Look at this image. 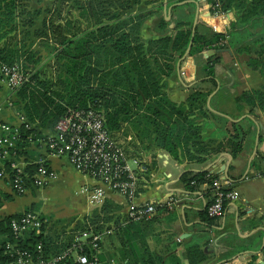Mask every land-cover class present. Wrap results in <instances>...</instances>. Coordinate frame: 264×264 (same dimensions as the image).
Here are the masks:
<instances>
[{
  "label": "crops",
  "instance_id": "1",
  "mask_svg": "<svg viewBox=\"0 0 264 264\" xmlns=\"http://www.w3.org/2000/svg\"><path fill=\"white\" fill-rule=\"evenodd\" d=\"M188 3L193 6L186 5ZM105 8L110 14H117L110 18L111 24L125 23L124 30L133 54L141 53L139 57L146 61L144 68L154 74L160 93L170 103H185L188 95L197 89L211 91L206 102L211 112L225 117L228 125L230 121L244 120L242 125L246 127L240 151L233 156L223 145L219 148L229 134L228 125H225L226 130L217 129L212 123L215 119L196 114L194 121L205 139L199 145L190 142L183 149L179 147V154L174 157L153 141L141 140L139 137L143 138L144 132H136L120 115L117 127L110 130L111 135L124 148L130 165L135 170L138 166L144 170L138 171L137 191L131 202L116 192H109L101 204H92L85 189L92 187L93 180L78 172L66 157L53 156L45 149L43 141L53 129L46 119L44 122L38 117L31 124L35 140L21 148L15 160L26 165L43 159L56 177L43 187L30 188L22 195L12 192L6 180H0V220L27 210L38 212L43 220L41 234L48 255L62 251L76 237L82 238L84 232L98 233L101 239L99 264H264V110L245 112L237 118L229 115H238L234 110V96L262 88L264 75L237 59L229 47L203 49L197 55L184 52L179 56L169 49L166 52L160 43L162 38L172 36L180 20L192 17V30L196 13L195 30L225 34L235 19L234 13L228 10L225 18L213 19L206 0H136L126 4L109 0ZM76 17L80 24H87L86 16L77 13ZM161 19L166 22L167 30L158 28ZM138 22L140 25H136ZM17 35L10 44L13 49H20L23 44L18 42L20 33ZM48 41V46L55 44L51 38ZM226 42L227 38L219 45ZM29 43L35 56L40 57L34 66L41 70L43 55L52 61L51 48L44 45L40 37L34 38L31 32L25 35V44ZM214 54L220 58L215 67V88L205 77H200L201 60L197 58L206 59ZM106 55L109 56L106 70L110 69L106 82L112 87L118 84L117 88H127L129 82L126 80H114L115 74L122 76L118 53L110 49ZM153 58L157 59L156 63ZM133 64L130 62L131 67ZM54 75L49 77L55 78ZM146 81L135 85L143 87ZM225 88L231 97L222 93ZM13 101H16L14 94L1 87L0 125H22L18 104ZM172 117L175 120V116ZM244 118L253 122L250 127V121ZM204 147L207 154L199 155ZM210 176L228 180L227 187L237 192V199L227 206L219 219L209 218L206 213L211 195L206 177ZM144 203L155 205L153 216L146 220H129L131 206ZM4 237L0 234V244Z\"/></svg>",
  "mask_w": 264,
  "mask_h": 264
},
{
  "label": "trees",
  "instance_id": "2",
  "mask_svg": "<svg viewBox=\"0 0 264 264\" xmlns=\"http://www.w3.org/2000/svg\"><path fill=\"white\" fill-rule=\"evenodd\" d=\"M108 1L60 0L61 8L63 7L66 11L65 15L49 16L41 23V29L48 28L46 32L44 30L39 33L43 44L48 46L49 38L55 41V44L48 46L51 48V62L56 66L55 78H50L46 77L42 70L35 68L34 65L40 61V57H36L35 51L30 49L31 43L25 44V35L31 32L27 29H32L37 19L43 15V6L28 7L26 4H21L19 0H0V42L5 41L3 45H0V77L1 66L14 64L29 76L28 81L18 88L8 89L14 94L16 101H13V104H18L17 110L30 124L39 117L38 120L43 118L44 122L46 119L52 129L68 108H93L101 111L109 131L117 127L118 118L122 115V119L127 121L132 129L136 132H144V137H139L141 140L153 141L157 147L165 149L174 157L178 156L179 147L183 149L190 142L193 145L201 144L199 137L201 131L194 121L196 114L202 118L211 117L227 121L225 117L207 108V97L211 91L197 89L188 95L185 103L180 105L170 103L166 96L160 93L161 88L156 84L154 74L147 70V67L144 68L143 63L146 61L143 57H139L141 53L133 54L134 50L124 30L125 23L117 25L110 23V18L116 17L117 14H110L105 8ZM119 1L121 4L136 2V0ZM207 1L213 2V0ZM219 3L223 11L229 10L235 15L229 28L225 30L227 37L225 45L218 44L220 39L225 38V34L221 32H211L207 29L198 31L196 28L192 37V17H190L177 22L171 37L166 36L161 39L160 43L163 44L161 48L165 47L166 52L169 49L170 52H176L182 56L190 42H192L189 49L190 55H197L203 49L229 47L233 50L234 56L243 61L246 66L264 75V0H219ZM186 5L193 6L192 3ZM61 8L58 9L59 12ZM74 11H78L75 14L80 13L81 16H86L87 24L82 25L74 19ZM102 19L105 20L99 21ZM21 25L23 30L19 31ZM136 25H140V22ZM158 28L167 30L163 19L159 22ZM25 30L27 31L24 33ZM18 33H23L19 35L21 40H18L23 44L20 49H13L10 44L15 41ZM110 49L118 53L117 62L122 72V76L115 74L114 80L116 82L126 80L127 83L129 82L127 88H117L118 84L115 88L106 82L107 71H110V69L106 70L109 65L106 62L109 61V56L106 54ZM128 60L135 64L131 67ZM153 60V63H156L157 59L153 58ZM201 63L203 65L200 66L202 72L200 77H205V80L215 88L217 86L215 66L220 63L218 54L201 59ZM41 74L46 77L44 78L47 82L45 89L38 87L42 82L39 78ZM145 80L147 83L143 87H136V83H142ZM234 97L238 115L229 114L231 117L237 118L245 112L250 114L255 110H264V86L260 89L243 91ZM145 99L149 101L145 103ZM172 115L175 116V120L172 119ZM244 119L250 121L248 118ZM243 121H230L232 132L229 131L225 143L219 146L222 148L223 145V148L229 150L233 156L240 151ZM251 122H249L250 126L253 123ZM20 130L22 134L17 146L24 148L29 145L30 138H35L32 135L34 129H26L22 125ZM185 150L190 156L191 153ZM207 152L204 147L198 153L205 155ZM30 167L34 168L35 165L28 166L27 172H31ZM214 178L217 176L206 177L208 182ZM20 215L22 214L0 220V234L5 236L0 244V264H6L15 256L7 251V244H13L37 255L35 246L41 243L44 256H51L48 255L41 229L39 233L26 232L18 239L13 236L10 222L12 219H18ZM90 247V244L85 247L87 254H90ZM60 264L72 263L71 260H67Z\"/></svg>",
  "mask_w": 264,
  "mask_h": 264
},
{
  "label": "built area",
  "instance_id": "3",
  "mask_svg": "<svg viewBox=\"0 0 264 264\" xmlns=\"http://www.w3.org/2000/svg\"><path fill=\"white\" fill-rule=\"evenodd\" d=\"M206 2L209 15L213 19L226 17V11L220 8L219 0H213L211 3L206 0ZM224 37L218 44L226 41V34ZM28 77L16 64L3 65L0 91L1 87L16 89L28 81ZM18 117L26 129L32 128L22 114H18ZM22 125L16 126L10 123L0 125V180H6L12 192L18 195L27 193L30 188H41L56 177L55 172L43 159L39 158L26 165L15 160L16 153L21 150L17 144L21 138ZM32 135L36 137V133ZM34 139L30 138V141ZM43 144L51 155L66 157L78 172L93 180L92 187L85 189L92 204H101L109 192H116L130 202L135 198L138 175L144 169L138 166L135 170L130 165L124 148L113 139L111 132L106 128L101 111L93 108H68L57 120ZM31 165L35 167H30L31 172H27V167ZM228 184V180L221 178L210 181L211 195L206 206L209 217L215 219L223 217L227 206L237 199V192L227 189ZM155 209V205L151 203L132 205L128 219L131 221L149 219ZM42 226L43 220L40 214L33 210L23 212L18 219H12L10 222L12 234L16 239L26 232L39 233ZM99 240L100 234L84 232L82 238L76 237L68 247L46 257L41 243L35 246L37 255L13 244H7V251L15 256L6 264H60L67 260H71L72 264H99ZM88 244L91 245L90 254L85 251Z\"/></svg>",
  "mask_w": 264,
  "mask_h": 264
},
{
  "label": "rangeland",
  "instance_id": "4",
  "mask_svg": "<svg viewBox=\"0 0 264 264\" xmlns=\"http://www.w3.org/2000/svg\"><path fill=\"white\" fill-rule=\"evenodd\" d=\"M19 1H20L21 4H26L28 7L43 6V10H44L43 15L40 16L37 19V21L35 22L34 27H32V29H31V32L33 33L32 36L34 38H38L40 36L39 35L40 31H44L45 30V32H46V30L48 29V28L41 29V23L46 19V17H49V16H53V17L54 16H57V17L58 16H61L62 17V16L65 15L64 13H66L65 9H63V7L61 8V5L59 4V1L60 0H19ZM59 8H61L60 9V12L58 10ZM75 12H78V11H74V13H73L74 19H77V17H76L77 14H75ZM218 28H220V27H218ZM20 35H23V33H21ZM34 41H36V39H34ZM4 42L5 41L0 42V45H3ZM36 44H37V42H36ZM48 54H49V52H48ZM201 59L202 58L198 57V60L199 61ZM41 61H44L41 70L43 71V73H45L46 77L53 76V74L56 73V71H55L56 66L54 64H52L51 60L48 59V57H47L46 54L43 55V58L41 59ZM203 63H201V64L203 65ZM240 63H243V62H240ZM45 75L44 74H41L39 76V78L42 80V82L38 85V87H40L42 89H45L47 87V82L44 79V78H46ZM223 92H225L227 96L231 97V94H228V90H226V88L222 90V93ZM235 109H236V107L234 108V110ZM212 123L214 125H216L217 129L218 128H220V129L222 128L223 130H226L225 129V125H228V124H226L227 121L224 122V120H220V119H215L214 121H212ZM228 123H229L228 130L230 132H232L231 131L232 130L231 124H230V122H228ZM244 127H246V126H243L242 125L241 128H244ZM248 127H250V125ZM199 137H200V141L203 142V140L205 139V137L203 136V132L202 131H201Z\"/></svg>",
  "mask_w": 264,
  "mask_h": 264
},
{
  "label": "water",
  "instance_id": "5",
  "mask_svg": "<svg viewBox=\"0 0 264 264\" xmlns=\"http://www.w3.org/2000/svg\"><path fill=\"white\" fill-rule=\"evenodd\" d=\"M197 13H196V16H195V18H194V23H193V26H192V37H193V34H194V31H195V25H196V22H197ZM190 46H191V42L188 44V47H187V49H186V53H188L189 52V48H190ZM226 50V49H225ZM218 51H220V50H218Z\"/></svg>",
  "mask_w": 264,
  "mask_h": 264
}]
</instances>
